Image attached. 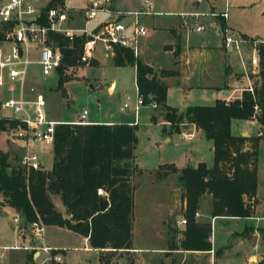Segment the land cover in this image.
Instances as JSON below:
<instances>
[{
  "label": "trees",
  "instance_id": "1",
  "mask_svg": "<svg viewBox=\"0 0 264 264\" xmlns=\"http://www.w3.org/2000/svg\"><path fill=\"white\" fill-rule=\"evenodd\" d=\"M55 0H52L54 2ZM62 1V0H58ZM215 16H217L215 14ZM62 53L56 68L57 84L61 86L63 68L79 65L82 34L70 41L59 34L51 35ZM243 40L247 36L239 34ZM254 40V39H249ZM258 44V43H257ZM258 80H252V92L242 90L232 100L215 99L212 104L188 105L181 112L165 104L166 84L159 77L173 71L152 67L141 62L126 47L114 46L111 62L132 65L135 92L142 106L153 105L168 132H178L186 121L202 131L211 141L212 163L177 168L173 163L158 164L154 181L169 173L176 174L180 186L181 217L185 220L179 230H169L166 247L173 250H210L211 222L194 216L202 195L210 196L208 215L225 218L253 216V197L256 190L257 148L259 135L240 136L230 132L231 119H255L261 132L264 128V43L256 46ZM250 79L252 78L249 75ZM258 110L254 112L253 105ZM151 122L156 115L150 114ZM11 118H0V131L13 127ZM136 124L117 123H57L54 125L49 169H29L11 164L8 153L0 149V207L7 205L18 212L25 223L39 220L43 225L64 227L86 237L90 248L103 251L129 250L132 238V194L134 173H140L133 163L137 142ZM165 133V127H161ZM101 187L106 196L95 193ZM50 195L58 196L67 217L57 211ZM257 231L264 243V226ZM108 258L98 255V264ZM31 264V254L25 256ZM129 264H132L131 262ZM256 264H264L261 257Z\"/></svg>",
  "mask_w": 264,
  "mask_h": 264
},
{
  "label": "rangeland",
  "instance_id": "2",
  "mask_svg": "<svg viewBox=\"0 0 264 264\" xmlns=\"http://www.w3.org/2000/svg\"><path fill=\"white\" fill-rule=\"evenodd\" d=\"M120 9L113 11H135L141 0H115ZM154 8L164 12L184 13L188 10H196L194 15L200 16L208 11V4L205 0L195 2V0H150ZM212 8L224 15L226 28L233 34L243 33L247 40L239 45L238 50L227 48L234 52L237 61H242L245 71L251 69L250 58L256 46L264 42V0H208ZM196 3L197 5H195ZM67 6H81L84 0H66ZM113 4V3H112ZM76 7V8H77ZM75 10V9H74ZM68 11V10H67ZM206 14V13H205ZM106 17L104 13H98L96 17L88 23L91 27L101 18ZM72 19V17L70 16ZM151 14H142L138 19L146 32L152 30L150 26ZM83 23L80 13L73 15V20L68 26L80 27ZM207 28V27H206ZM201 32L191 30L193 37L199 38L210 34L209 29ZM258 40V44H253L252 40ZM112 52L105 51L100 44H97L89 52L86 60L79 65L63 68L61 86L58 87L57 76L43 78L39 74V68L35 64L28 67L27 88L39 90L45 102L46 116L57 120H74L82 110L86 111L85 120L94 123H134L136 124L135 135L137 142L134 149V162L139 168V174L134 173L132 181L135 189V199L133 208L134 230L132 231V244L136 248L135 253L130 250H98V255L102 259L108 258L107 264H129L133 263V255H136V264H209L206 254L193 256L184 251H169L166 247V238L169 230H179L183 227L179 223L181 219L180 186L176 174L169 173L166 183L154 181L153 173L158 164L173 163L176 167L184 166L187 160L192 161L195 157L200 162L211 166V141L203 136L185 140L179 137V133L170 132L164 136L160 133L159 123H153L149 115L153 113L159 119V110H148V106H141L134 120L132 105L135 102L134 68L132 65H114L110 56ZM98 62H97V61ZM257 62V58H256ZM258 69V63H256ZM241 68V64L239 66ZM227 68L230 69L229 66ZM242 70V69H241ZM258 80V78H255ZM113 83L111 87L108 85ZM239 87L240 83L234 84ZM237 95V92H234ZM167 100L178 112L192 104H210L212 98L206 90L192 91L187 97H181L179 90L170 88ZM193 101H199L195 103ZM123 103L126 104L123 107ZM167 104V103H166ZM8 110H0V116L8 114ZM158 117V118H157ZM248 120V119H246ZM242 121H231L229 129L233 132L240 128L249 134H255L257 126L255 123ZM11 127H5L0 131V149L6 150L9 154L8 160L11 164L18 163L19 156L23 151L22 143L10 139ZM230 131V132H231ZM264 131V128H263ZM167 141H164V138ZM9 150V151H8ZM40 152L41 163L44 168L49 166L51 158L50 147L45 146L44 151L40 147L35 148ZM257 178L255 192L258 197L264 195V137L259 139L257 148ZM166 176V177H167ZM164 179V178H163ZM258 183V184H257ZM259 201V200H258ZM260 204H263L260 200ZM258 214H264V206H260ZM166 209L172 211L171 215L163 217ZM255 213L257 211L255 210ZM16 213L11 207L4 206L0 209V251L5 252L0 258V264H23L21 251H11L6 249L17 242L16 225L11 222V217ZM66 214V213H65ZM18 216L17 232L26 233V224L21 215ZM67 217V215L65 216ZM206 219L197 217V219ZM254 219V218H253ZM207 220V219H206ZM264 226V219H242L224 222L216 219L212 221L209 241L214 243L211 257L214 264H256L257 257H264V243L257 231L258 227ZM19 230V231H18ZM48 236L58 246L65 247L62 254L64 264H97V257L94 252L85 250L82 246L83 239L71 232L54 231L47 229ZM21 243L18 241L17 244ZM87 245V244H86ZM133 254V255H132ZM254 255V256H253ZM212 264V263H210Z\"/></svg>",
  "mask_w": 264,
  "mask_h": 264
},
{
  "label": "built area",
  "instance_id": "3",
  "mask_svg": "<svg viewBox=\"0 0 264 264\" xmlns=\"http://www.w3.org/2000/svg\"><path fill=\"white\" fill-rule=\"evenodd\" d=\"M65 1L0 0V110L9 111L0 118H11L15 121V125L11 127L10 139L22 143L23 151L18 164L26 171L43 168L35 148L51 146L54 125L69 123L49 119L39 90H34L33 93V89L26 86L28 67L31 64L38 66L39 74L43 78L53 74L57 76L56 68L61 63L62 53L51 35L59 34L70 41L74 36L82 34V60H86L97 44L105 51L112 52L114 46H120L129 48L135 54L138 42L146 34V29L138 23V19L142 14H160L153 10L150 0H141L135 11L120 12L113 11V0H84V4L75 10L69 8ZM77 12L83 20L82 25L68 26L67 23L73 20V15ZM100 12L106 17L89 27L88 23ZM202 29V25L195 27L196 31ZM220 34L225 48L238 50L239 45L246 41L239 34L229 32L226 27L221 29ZM252 43L259 42L254 39ZM256 58L253 49L249 60L251 69L248 73L241 61L243 74L250 80L242 90L252 92V80L258 78ZM249 75L252 76L251 79ZM125 106L123 103V107ZM141 106V98L136 95L131 106L135 116ZM253 110H258L256 104L253 105ZM85 115L86 111L82 110L72 124H87ZM95 193L98 196H106L101 187H97ZM197 215L195 212L194 216ZM12 222L18 225L17 215L12 216ZM179 223L183 225L185 220L181 217ZM25 224L32 244L12 248L30 250L31 255L35 253V256H41L40 263L43 264H64L62 249L43 244L44 225L39 220Z\"/></svg>",
  "mask_w": 264,
  "mask_h": 264
},
{
  "label": "crops",
  "instance_id": "4",
  "mask_svg": "<svg viewBox=\"0 0 264 264\" xmlns=\"http://www.w3.org/2000/svg\"><path fill=\"white\" fill-rule=\"evenodd\" d=\"M198 1L201 2L202 0H195V2H198ZM205 1L208 4V11L204 12V14L200 13V16L198 17L197 15H194L196 10H188L184 13L164 12V11H161V9L156 8L154 4V8H155L154 11L160 12V14L151 15L150 26L152 30L150 32L149 30H147L146 34L138 42L136 53L134 55L141 62L151 66L153 71L155 72H157L160 69H167V70L173 71L171 75H164V76L159 77V79L163 83H165L167 86L165 104L167 103L166 105L168 106H170L171 104L167 100L168 92L170 88H175L179 90L181 93V97H187L192 91H195V90H206L210 93V97L212 98L213 101L215 99H223L226 101V100H232V99L238 98L240 96L241 90L248 84V82H250V80L243 74V66L241 62H240L241 68L239 67L240 66L239 61H237L236 56H234L235 55L234 52H231V50L225 48L222 44V38H221L220 31L223 27L227 26L225 18L219 13H216V11L214 10V8H212V5L210 4L208 0H205ZM194 4L197 5L196 3ZM112 5L115 10L120 9L119 7H116L117 3L115 0H113ZM68 7L71 9H75L77 6H74V7L68 6ZM215 14L217 16H215ZM197 25H202L203 29L196 31L195 27ZM193 27H194V31L196 32L204 31L205 28L207 27L206 29H209L210 34L207 33V35L203 37L200 36L199 38L195 39V37H193L192 32H191ZM238 34H243V33H238ZM227 66H229L230 69L227 68ZM237 83H240L239 87H235L234 84H237ZM112 85L113 83H110L108 85V88L111 87ZM234 92H237V95H234ZM193 102L198 103L199 101H193ZM144 106L149 107L148 110L150 114V110L153 109L152 105H144ZM136 116L134 115V120H136ZM158 117L159 119H156L154 123L156 122L159 123L161 135L166 136L170 133L167 131L168 123L166 121H163L160 115H158ZM76 119L69 120V121L68 120H57V119H51V120L72 123ZM240 120L242 121L243 119H231L230 126H231V121L236 122ZM85 121L87 123H94L91 120H85ZM246 121H249V123L256 124L257 129H256L255 134H249L243 128H240L239 131H235V132L230 130L231 134L240 135V136L243 133H244V136H253V135L261 134L260 138L264 137V131L263 130L261 132L259 131L258 124L256 123L255 119L252 118ZM127 124H130V123H127ZM162 126L165 127V133H162L161 131ZM176 133H179V137L185 140H190L196 137V135H198L199 139L203 136L202 131L200 129L196 128L192 123H189L186 121L180 124L179 131ZM164 141H167L166 137L164 138ZM49 147L51 150V146ZM6 150H3V151H6ZM44 150H45V146H40V151H44ZM38 154H39V158L41 162L40 152ZM17 156L20 157V155H17ZM200 161H201L200 159L195 157L192 161L187 160V163L184 166L186 165L195 166L196 163ZM133 163L135 164L134 159H133ZM211 163H212V144H211ZM50 164H51V158H50L49 166L47 168H44L42 163H41V166L43 167L44 170H47L49 169ZM184 166H181V167H184ZM181 167H177V168H181ZM169 177L170 176H167L164 179H162L157 186L162 184V182L166 183L165 181H167L166 179H169ZM256 178H257V166H256ZM258 189L259 188L257 185L255 192H257ZM134 199H135V189L133 190V194H132V231L134 230V217H133ZM50 200L52 201L55 209L63 213L64 207L61 201L59 200L58 196L50 195ZM252 200H253V203H252L253 204V216H250L248 218H242V219L254 220L255 218L253 219L252 217H257V218L264 217V214H258V210H261L260 206L261 205L264 206V195L259 198L258 195L255 193ZM260 200L263 204L259 203ZM0 201H2L1 196H0ZM4 206H7V205H2L0 209ZM209 208H210V196L206 194L200 196L198 200V208L196 211L198 213V215L196 216V219L197 217H205L207 220L211 222V225H212V221L214 222L216 221V219L223 220L224 222L230 221V220H241V218H236V217L235 218H225V217L210 218L208 215ZM11 209L16 214H19L13 208ZM255 210L257 211V213H255ZM171 214H172V211H170L169 209H166L163 213V217L166 215H171ZM206 219L200 218L197 220L206 221ZM11 222H12V217H11ZM47 229H51L56 232L57 231H67L71 233H75V232H72L64 227H58L55 225H44L43 244L62 249L61 253L63 254L65 251V247L58 246L56 243H54L53 240L49 238ZM25 231L26 233L21 232L18 234L17 229H16L15 237L16 239H18L17 242H14L13 245H10L9 247H5L8 249H11V251H21V258H22L23 264H25V256L28 253H31V251L24 250L21 248L14 249L12 247L20 246V245H27L30 243L32 244V242L29 240L28 230L26 229ZM79 236L87 244V245L84 244L82 248L85 250H90L94 252V255L97 257V260H98V250L89 247L86 237H82L81 235ZM18 241H20L21 243L17 244ZM131 246L132 248L129 249L130 253H135L136 248L133 246L132 241H131ZM211 247L212 249L203 250V251L201 250L200 251L199 250L197 251L176 250V251H184L186 253H191L193 254V256L198 255V254H205V255L207 254L209 258V264L210 263L214 264L213 258L211 257L212 250L214 249V243H212ZM7 251H10V250H1L0 258H3L5 255V252ZM35 255H36L35 253L31 255V264H43V263H40L41 256L37 257ZM132 257H133L132 264H136V255H133ZM257 259L259 260L260 257H257Z\"/></svg>",
  "mask_w": 264,
  "mask_h": 264
},
{
  "label": "water",
  "instance_id": "5",
  "mask_svg": "<svg viewBox=\"0 0 264 264\" xmlns=\"http://www.w3.org/2000/svg\"><path fill=\"white\" fill-rule=\"evenodd\" d=\"M241 136H244V133H243V134H241ZM62 216H63V217H65V216H66V214H65V210H63Z\"/></svg>",
  "mask_w": 264,
  "mask_h": 264
}]
</instances>
